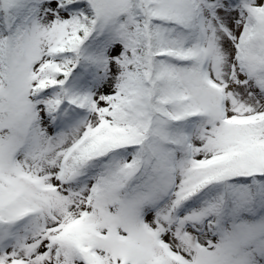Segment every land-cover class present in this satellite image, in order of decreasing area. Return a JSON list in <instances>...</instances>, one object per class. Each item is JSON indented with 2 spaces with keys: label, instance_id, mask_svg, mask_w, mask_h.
<instances>
[{
  "label": "snow or ice",
  "instance_id": "snow-or-ice-1",
  "mask_svg": "<svg viewBox=\"0 0 264 264\" xmlns=\"http://www.w3.org/2000/svg\"><path fill=\"white\" fill-rule=\"evenodd\" d=\"M0 264H264V0H0Z\"/></svg>",
  "mask_w": 264,
  "mask_h": 264
}]
</instances>
